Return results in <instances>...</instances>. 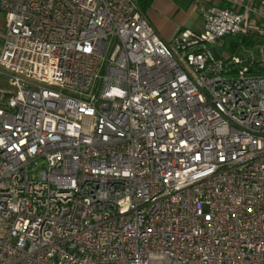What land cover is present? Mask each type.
<instances>
[{
  "label": "built area",
  "instance_id": "built-area-1",
  "mask_svg": "<svg viewBox=\"0 0 264 264\" xmlns=\"http://www.w3.org/2000/svg\"><path fill=\"white\" fill-rule=\"evenodd\" d=\"M139 1L0 0V264H264V0Z\"/></svg>",
  "mask_w": 264,
  "mask_h": 264
},
{
  "label": "crops",
  "instance_id": "crops-1",
  "mask_svg": "<svg viewBox=\"0 0 264 264\" xmlns=\"http://www.w3.org/2000/svg\"><path fill=\"white\" fill-rule=\"evenodd\" d=\"M195 2L196 0H152L142 13L159 37L170 42L185 29L196 33L203 31V15L195 18ZM221 5L226 7L229 4L222 1L218 3V6Z\"/></svg>",
  "mask_w": 264,
  "mask_h": 264
},
{
  "label": "rangeland",
  "instance_id": "rangeland-1",
  "mask_svg": "<svg viewBox=\"0 0 264 264\" xmlns=\"http://www.w3.org/2000/svg\"><path fill=\"white\" fill-rule=\"evenodd\" d=\"M197 1L195 2V18L199 17L200 15L204 14V10H201L200 7L197 5ZM224 7V6H219ZM190 30V29H188ZM253 40H255L256 44L255 46H246V45H239L238 48H236L234 51H230L226 44L224 45V38L221 40L222 44L216 43L209 45L210 51L214 55L215 58H224V59H230L232 55L239 56L241 58H244L248 60H252L253 68L257 69L258 71H264V68L258 69L256 66L257 63L260 62V60H264V36H258L254 35ZM264 67V66H262ZM100 75H102V71L100 72ZM0 89H11V86L9 84V80L7 79L6 75L0 74ZM99 90V85L97 89L92 90V92H95L97 94ZM63 92H66V90H62Z\"/></svg>",
  "mask_w": 264,
  "mask_h": 264
},
{
  "label": "trees",
  "instance_id": "trees-1",
  "mask_svg": "<svg viewBox=\"0 0 264 264\" xmlns=\"http://www.w3.org/2000/svg\"><path fill=\"white\" fill-rule=\"evenodd\" d=\"M152 0H141L139 1V8L141 11H143L145 8H147ZM256 34H237V35H227L224 37V45L228 47V49L232 52L236 48L239 47V45H246V46H255L256 42L253 40V36Z\"/></svg>",
  "mask_w": 264,
  "mask_h": 264
}]
</instances>
